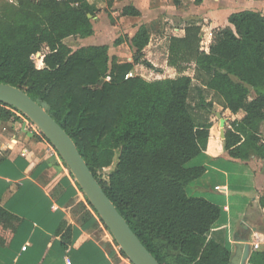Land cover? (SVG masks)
<instances>
[{
	"label": "trees",
	"instance_id": "16d2710c",
	"mask_svg": "<svg viewBox=\"0 0 264 264\" xmlns=\"http://www.w3.org/2000/svg\"><path fill=\"white\" fill-rule=\"evenodd\" d=\"M116 1L123 0H107V6ZM95 11L87 0H16L14 5L0 0V83L25 91L66 132L159 264H229L230 251L207 235L220 218L219 206L186 193L206 169L186 164L216 149L236 160H264L259 131L264 122V16L249 10L230 14L229 26L212 31L207 54L199 50L200 29L185 27L183 38L169 39L168 65L182 74L192 63L194 76L147 81L127 77L133 65L110 62L105 45L72 51L63 43L91 36L88 16ZM121 14L140 16L131 6ZM122 42L119 38L115 44ZM148 42L142 25L131 40L136 60ZM43 50L44 67L37 69L33 57ZM213 100L231 114L244 113L219 129L218 138L210 134ZM11 110L20 113L0 104V121L13 117ZM116 154L102 181L98 173L112 166ZM259 202L264 208V196ZM13 218L0 208L1 224L11 225ZM90 221L96 223L91 215ZM247 264H264V251H254Z\"/></svg>",
	"mask_w": 264,
	"mask_h": 264
},
{
	"label": "crops",
	"instance_id": "0c3cea01",
	"mask_svg": "<svg viewBox=\"0 0 264 264\" xmlns=\"http://www.w3.org/2000/svg\"><path fill=\"white\" fill-rule=\"evenodd\" d=\"M253 1L254 7L242 4L241 0H202L200 5H195L193 0H181L180 6L170 0H123L114 2L109 8L107 0H87L96 10L94 16L88 17L93 33L87 38H77L80 46L72 51L105 45L110 62L133 65L131 77L144 69L147 71L143 75L149 76L154 75L153 71L157 76L171 72L172 78L193 77L192 63L182 74L168 65L169 39H181L185 36V27L196 26L200 29L199 50L207 54L212 31L229 26L230 14L249 10L264 16L259 0ZM126 6L135 8L140 16H122ZM105 10H111V19L108 13L106 18L102 17ZM182 18L188 23L186 26L171 25L172 19ZM201 18L203 22L210 21V26H201ZM142 25L148 32L149 42L142 50V58L136 60L131 40ZM158 30L169 37L162 49L157 45L152 47V38ZM119 38L123 42L117 45L115 41ZM45 54L46 50L38 53L37 69L44 67ZM150 67L154 70H148ZM159 68L162 72L157 70ZM225 115L232 122L242 119L244 113L231 114L225 110ZM21 126L7 122L0 127V208L14 217L11 225L0 223V264H131L103 231L102 223L87 205L52 146L44 138L38 139L36 131L28 133ZM259 131L264 140V122ZM210 134L218 138L219 128L216 132L210 129ZM197 166H203L205 174L192 182L186 193L219 206L220 218L207 235L230 251L229 264H236V258L240 263L243 257L246 264L254 251H264V208L259 202L264 196V160L256 157L236 160L216 149L203 152L186 164L188 168ZM90 215L96 223L90 221ZM234 229L236 232L249 230L256 236L241 240L245 245L236 247L235 237L238 236ZM254 243L257 245L252 248ZM246 245L249 246L247 252Z\"/></svg>",
	"mask_w": 264,
	"mask_h": 264
},
{
	"label": "water",
	"instance_id": "95a60500",
	"mask_svg": "<svg viewBox=\"0 0 264 264\" xmlns=\"http://www.w3.org/2000/svg\"><path fill=\"white\" fill-rule=\"evenodd\" d=\"M101 83L102 81L99 85ZM0 104L15 108L37 127L61 158L83 196L97 213L109 235L127 260L131 264H159L142 245L103 192L74 142L45 109L31 99L25 91L2 83H0ZM220 123L221 129L225 126V120L221 119ZM247 249L249 250L248 245H246V252ZM241 260L239 263V259L236 258V264H245V257Z\"/></svg>",
	"mask_w": 264,
	"mask_h": 264
},
{
	"label": "rangeland",
	"instance_id": "374dc122",
	"mask_svg": "<svg viewBox=\"0 0 264 264\" xmlns=\"http://www.w3.org/2000/svg\"><path fill=\"white\" fill-rule=\"evenodd\" d=\"M2 1H4L5 3H8V4H12V5H14V4H16V0H2ZM241 3L242 4H244V5H247V6H249V7H254V5H255V2L253 1V0H248V1H246V0H241ZM259 7H260V10H261V12L262 13H264V0H259ZM241 10H243V9H241ZM253 10V9H252ZM237 11H240V10H237ZM237 11H235V12H237ZM107 13L109 14L108 16H110L109 18L111 19V10H105V12H104V14H101L102 15V17H104V18H106V16L105 15H107ZM99 19V18H98ZM98 19H97V21H98ZM108 19V18H107ZM117 20H118V18H117ZM183 20V18L181 19V20H174V19H172V22L173 23H171V25H176V26H180V27H182V26H186L188 23H185V22H183L182 21ZM113 21V20H112ZM169 21L170 20H168V23H169ZM200 22L202 23L201 24V26L202 25H206L207 27H209L210 26V21H202V18H201V20H200ZM176 23V24H175ZM226 26V25H225ZM222 28V27H221ZM159 36V37H158ZM168 34L166 33V32H160L159 30L157 31V34H155V36H153V38H152V43H154V45L152 46V47H154L155 45H157L158 47V49H162L163 47H166V45L168 44ZM65 42V44L67 45V46H69L70 47V49L71 50H74V49H76L77 47H79L80 46V44H79V41H78V39L77 38H69V39H67V40H65L64 41ZM159 46H160V48H159ZM157 49V50H158ZM44 51V50H43ZM159 51V50H158ZM40 53H42V52H40ZM162 55H161V59H163L164 58V55H165V53H164V51L162 50V53H161ZM39 60H40V57H39V55H38V53L33 57V61H34V64H35V66L36 67H38L39 66ZM148 70H154V68L153 67H150V68H148ZM157 70H159V71H161L162 72V70L159 68V69H157ZM144 71H147V69H144V70H142V71H140L139 73H137L136 75L138 76H140L141 75V77L143 78V79H145V80H147V81H153V80H157V79H164V78H172V77H174V75L171 73V72H167V73H165V74H160V75H156L153 71L151 72L152 74H154V75H143L145 72ZM164 71V70H163ZM147 73V72H146ZM195 83L197 84V82L195 81ZM98 86H100V85H98ZM209 98H212V96H209ZM13 113H14V116L13 117H11L8 121H0V127L1 126H3V124L4 123H7V122H10V123H13V124H22V129H24V130H26L28 133H31V132H33V131H36L37 133H38V139H43V136H42V134H41V132L37 129V127L35 126V125H33L29 120H27L23 115H21L20 113H17V112H14L13 110H11ZM221 119H223V120H225V123H224V125H226V124H228V123H230L231 121H229L230 120V118L228 119V117L225 115V110H223L222 109V107L217 103V100H213V110H211L210 111V114H209V120H210V123H211V131H213V132H216V130L219 128L220 129V121H221ZM116 157H117V154L115 155V158H114V160H113V164H112V166L111 167H109V168H106V169H103L102 171H100L99 173H98V177L102 180V181H107V176H108V174L110 173V171L113 169V167H114V165H115V163H116V161H117V159H116ZM73 179V178H72ZM74 180V179H73ZM75 182V181H74ZM77 185V184H76ZM78 187V186H77ZM79 191H80V189H79ZM85 199V198H84ZM86 201V200H85ZM102 226H103V231L104 232H106L107 234H108V236L111 238V236L109 235V233H108V231L105 229V227H104V225L102 224ZM234 233H237V236L238 237H235V242H238L237 243V245L236 244H234L236 247H238L239 245H242V246H244L245 244H243V242L241 241V240H247V238L249 237V236H251V235H253V236H256V234L254 235V233L253 232H251V231H249V230H244V231H242V230H240L239 232H236V230L234 229ZM112 239V238H111ZM113 241V240H112ZM257 245V243H254V244H252V248H254L255 246ZM240 248V247H239ZM238 248V249H239ZM261 250H263V249H261Z\"/></svg>",
	"mask_w": 264,
	"mask_h": 264
},
{
	"label": "built area",
	"instance_id": "2783aa9c",
	"mask_svg": "<svg viewBox=\"0 0 264 264\" xmlns=\"http://www.w3.org/2000/svg\"><path fill=\"white\" fill-rule=\"evenodd\" d=\"M58 2H62L63 0H57ZM127 77H131V76H129V74L127 75Z\"/></svg>",
	"mask_w": 264,
	"mask_h": 264
}]
</instances>
